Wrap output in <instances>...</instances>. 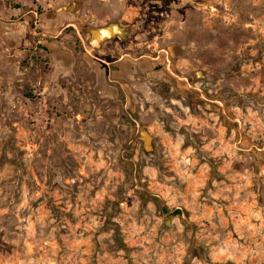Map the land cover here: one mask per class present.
I'll return each mask as SVG.
<instances>
[{
  "label": "rangeland",
  "instance_id": "rangeland-1",
  "mask_svg": "<svg viewBox=\"0 0 264 264\" xmlns=\"http://www.w3.org/2000/svg\"><path fill=\"white\" fill-rule=\"evenodd\" d=\"M0 264H264V0H0Z\"/></svg>",
  "mask_w": 264,
  "mask_h": 264
},
{
  "label": "flooded vegetation",
  "instance_id": "flooded-vegetation-1",
  "mask_svg": "<svg viewBox=\"0 0 264 264\" xmlns=\"http://www.w3.org/2000/svg\"><path fill=\"white\" fill-rule=\"evenodd\" d=\"M88 35L89 36L86 38V44H85L86 49L88 47V48H91L92 51L99 52V54H106L107 52H106L104 46L106 45L105 42H106V39L108 38V36L104 33H99L98 31H90ZM95 38H97L99 40L98 41L99 43L97 45L92 43L93 39H95ZM92 46H94V47H92ZM124 56L127 57L129 55L124 53V54H122L116 58L121 59L120 63L122 65V67L127 68L130 71H134V73H135L136 67L138 65L137 62L130 59L131 57L129 58V61H127L128 59H122ZM97 59L100 61V63H98V64L100 65L101 69H103L104 71H105V66L108 67V62L106 60H108V61L112 60V59H106V58H97ZM113 59H115V58H113ZM133 59H135V58H133ZM119 66H120V64H117L114 67H119ZM128 109L132 111L133 107L128 106Z\"/></svg>",
  "mask_w": 264,
  "mask_h": 264
},
{
  "label": "crops",
  "instance_id": "crops-1",
  "mask_svg": "<svg viewBox=\"0 0 264 264\" xmlns=\"http://www.w3.org/2000/svg\"><path fill=\"white\" fill-rule=\"evenodd\" d=\"M92 47H94V46H92ZM89 50H92V49L89 48ZM129 58H130L129 56H127V57L124 56L122 59H128L127 61H129ZM106 61L108 62V68H110V66H116L117 64H121L120 63L121 59H119V58L112 59L111 61H108V60H106ZM119 70H120V68H119Z\"/></svg>",
  "mask_w": 264,
  "mask_h": 264
},
{
  "label": "built area",
  "instance_id": "built-area-1",
  "mask_svg": "<svg viewBox=\"0 0 264 264\" xmlns=\"http://www.w3.org/2000/svg\"><path fill=\"white\" fill-rule=\"evenodd\" d=\"M35 14V13H34ZM35 17H36V14H35Z\"/></svg>",
  "mask_w": 264,
  "mask_h": 264
}]
</instances>
